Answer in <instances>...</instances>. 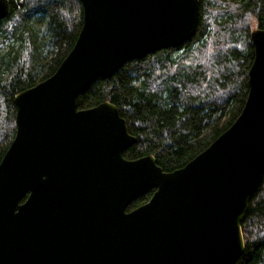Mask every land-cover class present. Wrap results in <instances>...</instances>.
I'll use <instances>...</instances> for the list:
<instances>
[{"label": "water", "instance_id": "1", "mask_svg": "<svg viewBox=\"0 0 264 264\" xmlns=\"http://www.w3.org/2000/svg\"><path fill=\"white\" fill-rule=\"evenodd\" d=\"M83 22L56 70L14 96L0 160V264H235L264 174V28H253L248 92L233 123L182 167L133 142L116 105L77 96L124 62L189 40L199 0H80ZM0 0V19L9 14ZM145 203L126 210L146 188Z\"/></svg>", "mask_w": 264, "mask_h": 264}, {"label": "trees", "instance_id": "2", "mask_svg": "<svg viewBox=\"0 0 264 264\" xmlns=\"http://www.w3.org/2000/svg\"><path fill=\"white\" fill-rule=\"evenodd\" d=\"M0 19V160L15 134L14 96L50 76L72 48L83 22L80 0H8ZM225 5V6H223ZM221 19L220 21H218ZM264 28V0H199L193 36L177 48L124 62L93 80L78 108L116 105L133 142L123 156L155 157L164 170L182 167L226 130L248 92L253 60L250 21ZM148 187L126 207L150 199ZM244 251L235 264H264V174L241 222Z\"/></svg>", "mask_w": 264, "mask_h": 264}, {"label": "rangeland", "instance_id": "3", "mask_svg": "<svg viewBox=\"0 0 264 264\" xmlns=\"http://www.w3.org/2000/svg\"><path fill=\"white\" fill-rule=\"evenodd\" d=\"M223 6H225V5H223ZM220 20H221V19H219L218 21H220ZM250 24H251L252 29L257 27L256 21H255L254 19H252V20L250 21ZM1 46H2V48H0V52L2 51V49H6V48H7L6 44L3 43V42L1 43ZM69 51H70V50H69ZM181 53H182V49H178V48H177V50L174 51L172 57H173V58H177V57L179 56V54H181ZM66 55H67V54H66ZM66 55H65V56H66ZM40 81H41V80H40ZM38 82H39V81H38Z\"/></svg>", "mask_w": 264, "mask_h": 264}]
</instances>
